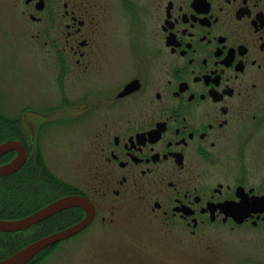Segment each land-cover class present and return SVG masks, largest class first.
Listing matches in <instances>:
<instances>
[{"label": "flooded vegetation", "instance_id": "flooded-vegetation-1", "mask_svg": "<svg viewBox=\"0 0 264 264\" xmlns=\"http://www.w3.org/2000/svg\"><path fill=\"white\" fill-rule=\"evenodd\" d=\"M11 60L29 79L43 69L70 97L60 108L84 117L92 183L67 195L94 216L61 242L94 222L92 197L131 192L184 238L224 231L238 264H264V0H0V144L17 140L27 157L22 119L4 112L58 106L11 89Z\"/></svg>", "mask_w": 264, "mask_h": 264}, {"label": "rangeland", "instance_id": "rangeland-1", "mask_svg": "<svg viewBox=\"0 0 264 264\" xmlns=\"http://www.w3.org/2000/svg\"><path fill=\"white\" fill-rule=\"evenodd\" d=\"M12 51L17 53L16 50ZM4 54L8 56L9 52L5 51ZM42 57L45 59L44 53ZM32 62L33 60L29 63ZM46 62L42 61L43 64ZM7 68H9V75L5 81L11 89L16 92L27 89L32 100L37 99L36 101L41 104H45L53 96L52 104L58 106L56 114L55 112L52 114L32 112L20 114L12 108L4 112L10 120H15L13 122L16 126H18V118L22 119L19 128L25 138L30 139L24 142L28 149L22 166L26 164L34 173L41 174L42 170L38 164L41 161L49 174L58 180V184L55 182L53 185L56 187L53 197L57 193H69L72 189L81 191L82 188L92 183V178L86 171L85 152L88 132L82 122L84 117L79 116L78 122H75L78 119L75 116L79 113L70 112L65 107L60 108V105L70 97L66 95L64 87V94H60L58 90L57 95L55 91L53 92V84L46 79L43 69L37 71L39 75L36 78V72L30 68L33 74L29 79L26 77L29 67L25 63L22 67L16 61L11 60ZM24 74L25 77H23ZM119 75H121L122 82L131 77L124 70ZM20 94L23 93L20 91ZM11 103L15 105L18 102L15 98ZM35 138L39 140H34ZM45 178L48 179L47 176ZM92 198L99 208V213L91 226L80 235L46 250L29 264L242 263V257L232 252L234 248L231 247L230 238L224 231L220 234L216 233L215 237L209 236L213 239L210 241L190 240L184 238L176 228L172 230L164 227L157 216L150 212L147 203L139 197H133L131 192L119 197L108 194L105 197L99 195ZM65 211V213L62 212L63 216L71 223L81 216V213L75 209ZM57 220L50 221L54 222L55 226L49 230H54L59 225L56 223ZM50 222H46L47 225L51 224ZM38 228L33 234H21L15 238L0 236V255L6 254L11 249H19L25 243L23 242L25 238L30 239L37 235Z\"/></svg>", "mask_w": 264, "mask_h": 264}, {"label": "water", "instance_id": "water-1", "mask_svg": "<svg viewBox=\"0 0 264 264\" xmlns=\"http://www.w3.org/2000/svg\"><path fill=\"white\" fill-rule=\"evenodd\" d=\"M131 90L132 84H129L122 95L129 93ZM12 151L16 152V156L9 163L0 166V176H7L15 173L22 167L26 160L24 147L19 141L9 140L0 144V156ZM260 201L264 202V198ZM71 208L83 209L85 216L73 225L43 236L27 244L11 255L0 259V264H28L44 249L66 240L85 229L93 219L94 210L92 204L85 197L81 195H66L46 204L42 208L23 218L15 220H0V232H19Z\"/></svg>", "mask_w": 264, "mask_h": 264}, {"label": "trees", "instance_id": "trees-1", "mask_svg": "<svg viewBox=\"0 0 264 264\" xmlns=\"http://www.w3.org/2000/svg\"><path fill=\"white\" fill-rule=\"evenodd\" d=\"M4 157V156H3ZM11 155H7L4 157V161H9ZM42 173H34L30 166H26V164L16 171L13 174L0 177V219L1 220H15L25 217L38 209L42 208L46 204L64 196L69 193H55L53 197V193L56 192V187L54 183L58 184V180L54 179L46 168L43 167L42 162H38ZM43 167V168H42ZM37 168V167H36ZM45 172V173H43ZM48 177V179L45 178ZM51 180V181H50ZM49 198V200H47ZM75 209L76 208H71ZM79 211V210H77ZM66 212V211H65ZM63 212V213H65ZM63 213L56 215L49 220H45L44 222L38 225V233L36 236L31 237L30 239L23 240L25 242L20 246L19 249L24 247L30 242H33L35 238L43 237L48 234L54 233L56 230L63 229L65 227L70 226L71 223L68 222ZM61 217V218H60ZM55 219V220H54ZM59 224L54 230H49L51 227L55 226L50 221H56ZM50 222L51 224L47 225ZM46 223V224H44ZM21 235V233H11V234H1L0 236H8L9 238H15V236ZM28 240V241H27ZM2 245V243H1ZM14 249L15 251L19 250ZM14 250H9L6 254L0 255V259L5 258L6 256L15 252Z\"/></svg>", "mask_w": 264, "mask_h": 264}]
</instances>
